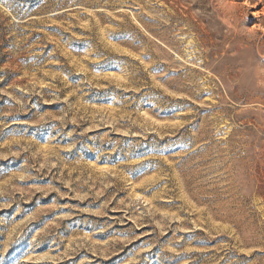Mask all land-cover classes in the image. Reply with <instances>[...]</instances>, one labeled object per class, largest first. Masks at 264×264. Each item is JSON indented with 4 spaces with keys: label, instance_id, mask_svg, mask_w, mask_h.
Wrapping results in <instances>:
<instances>
[{
    "label": "rangeland",
    "instance_id": "1",
    "mask_svg": "<svg viewBox=\"0 0 264 264\" xmlns=\"http://www.w3.org/2000/svg\"><path fill=\"white\" fill-rule=\"evenodd\" d=\"M0 264H264V0H0Z\"/></svg>",
    "mask_w": 264,
    "mask_h": 264
},
{
    "label": "bare ground",
    "instance_id": "2",
    "mask_svg": "<svg viewBox=\"0 0 264 264\" xmlns=\"http://www.w3.org/2000/svg\"><path fill=\"white\" fill-rule=\"evenodd\" d=\"M186 9V8H185ZM207 52V51H206Z\"/></svg>",
    "mask_w": 264,
    "mask_h": 264
}]
</instances>
